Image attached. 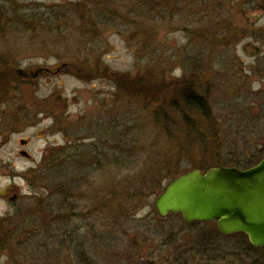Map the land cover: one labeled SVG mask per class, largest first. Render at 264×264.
<instances>
[{
	"label": "rangeland",
	"instance_id": "1",
	"mask_svg": "<svg viewBox=\"0 0 264 264\" xmlns=\"http://www.w3.org/2000/svg\"><path fill=\"white\" fill-rule=\"evenodd\" d=\"M170 2L169 9L155 14L136 0H0V70L10 79L7 92L0 95V193L7 194L0 195V221L17 229L0 264H134L130 256L136 253L138 264L252 263L253 251L243 236H222L215 222L187 224L179 215L161 217L155 208L157 195L124 213L127 217L117 207L125 206L134 185L164 189L184 170L236 163L243 167L264 158V79L244 86L236 62L242 61L251 74L248 67L256 60L244 53L248 39L228 43L237 31L239 37L247 34L245 25L264 28V15L260 22L255 20L264 0ZM76 3H83L82 11H74ZM50 7L57 14L49 15ZM85 7L99 18L107 12L108 22L98 25ZM31 11L48 15L29 16ZM17 13L21 17L14 16ZM83 16L97 23V31ZM62 64L77 67L88 80L63 72L11 80L17 70L56 71ZM99 72L106 73L103 85L89 81ZM131 79L140 88H159L158 94L164 86L173 92L191 83L202 87L220 127V148L204 151L193 132L196 118L190 113L177 116L163 100L164 92L162 101L152 103L150 92L140 101L122 91L118 83ZM58 97L68 100L74 115L95 114V123L88 121L93 124L80 128L79 137L85 138V145L96 146L98 154L105 148L110 157L106 173L103 159L101 173L86 178L81 192L71 193L74 200L80 198L75 207L82 219L74 213L69 193L62 194L61 202V185L71 182L67 172L31 169L43 164L52 142L66 143L59 135L37 139L53 121L12 118L16 105L56 103ZM12 129L15 134L10 135ZM88 135L92 138L86 139ZM21 139L30 142L34 161L19 158ZM14 194L20 195L12 203ZM38 197L40 219L32 218ZM62 206L67 209L62 211ZM141 226L150 230L151 239L158 234L154 242H141ZM167 236H174L175 253L165 243ZM192 248L195 252L190 254Z\"/></svg>",
	"mask_w": 264,
	"mask_h": 264
},
{
	"label": "trees",
	"instance_id": "2",
	"mask_svg": "<svg viewBox=\"0 0 264 264\" xmlns=\"http://www.w3.org/2000/svg\"><path fill=\"white\" fill-rule=\"evenodd\" d=\"M138 3L141 4H145L148 5L150 11L154 12L155 14L157 12L160 13V9L165 8V9H169L170 7V0H136ZM81 5H83V3H76L73 4L72 7L74 8V11L76 12H80L82 11L81 8H79ZM100 7V4H96V7ZM147 8V9H148ZM51 9V14L49 15H54L57 14L55 13V8L54 7H50ZM85 12H87V7H85ZM87 10V11H86ZM21 15L23 17H28L26 14V12L20 11ZM41 12H37V11H31L29 14V16H31L32 14H34L33 16H40V15H48L46 14H39ZM88 13V12H87ZM4 14V13H3ZM88 14H92L94 15V17L96 18V22H98V25L103 24L104 22H108V14L106 12L105 18H99L97 13L92 12V13H88ZM161 15V14H160ZM14 16H19L18 13L15 14ZM21 17V16H19ZM37 18V17H34ZM83 20L85 21V17H82ZM26 21V19H25ZM88 25H91L92 30H96L97 31V23H93L90 20L86 21ZM90 31V29L88 30ZM2 70H0V95L1 93L7 92L8 88H9V80L8 76L5 78L3 77V75L1 74ZM11 80L14 81H19L17 74L11 73ZM185 83V82H184ZM119 87L122 91L126 92V94H128L129 96L132 97H136L137 99H139L140 101L146 100L145 95H147L149 92V96L151 97V101L153 102H159L162 101L161 100V93L163 94V96L165 98H163L164 101H167L166 103L168 104V106L173 109V111H176V115L178 116L180 115H187L188 113H190L192 116H194L196 118V125L194 126L193 132L197 133L196 137H199V141L201 142V145H203V150L206 152H211L213 149L215 148H220V140L219 135L217 131H219V125H218V121L214 118L213 113H212V109L210 108V106L208 105V101L206 98V95L202 93V87H200L199 85H196L195 83H191V85H187L186 88L184 90H179L178 92H173L170 89H168L169 87H163V91L160 90V93L158 94L157 90L159 88H154V91H152L153 89L151 87H147V85H143L142 84V88H140L139 82H135L131 79L130 80H126L124 82L118 83ZM162 88V87H160ZM152 92H151V91ZM143 98V99H142ZM163 101V102H164ZM181 102V103H179ZM194 122V121H193ZM205 130V132L207 134H204L201 130ZM192 132V131H191ZM102 139H104L102 137ZM83 147L81 149V151L77 154L74 155H68V156H60L57 154V151L51 152L50 154H48L45 159H44V165L43 168L39 169V171H54L58 173H62V172H67L68 176L71 177V182H68V184L65 185H61V189L60 192L61 195V202H62V197L63 195H65V193H69L70 198L73 200L72 203L73 205H71L73 207L74 213L77 215L78 219H82L79 216L78 209L76 206V202L73 199V194L71 193H77V192H81V190L84 188V185L87 184L86 178H94V176L97 174L99 175V173H101L100 171L101 169V160L104 159V172L106 173L107 168H109L110 166V161H109V156L106 157V154L104 149H102V152H99V154L97 153V148L96 146H81ZM66 158V159H64ZM261 160V159H260ZM258 163V162H257ZM256 163V164H257ZM71 164V169H67ZM254 164H249L248 166H243L244 168H249L251 166L256 165ZM235 166L240 167V164L236 163ZM201 171H207L209 169V167L206 168H198ZM65 170V171H64ZM191 170H195V169H191ZM62 171V172H61ZM189 170H184L182 172H179L175 175V177H173V179H175L176 177H178L181 174L187 173ZM59 175V174H58ZM66 175V176H67ZM65 176V174H64ZM172 179V180H173ZM148 188H153V186H149V185H134L132 186V189H130V194L132 195L130 196L129 199H127V201L125 200V206L122 207V205H117V207L119 208L118 210L121 211L120 214H122V216H126L127 214H124L126 212H129L133 209L137 210V207L142 203L143 200H147V198L150 195L153 194H157L159 192H161L162 189H156L154 188V190L152 189V191L150 192V194H147L145 189ZM122 192V191H121ZM129 192V191H128ZM63 194V195H62ZM126 193H124L125 196ZM73 195V196H72ZM69 198V199H70ZM38 199H41V197H38ZM37 204L35 206V210L32 214V218L34 217H39V219L41 218L40 215L41 212L40 210L41 208V200H37ZM130 204L131 209L129 210L128 208V204ZM62 205V204H61ZM38 208H41L40 210H38ZM45 208V206L43 205V209ZM62 211L66 210L67 207L62 206L60 208ZM43 211V210H42ZM60 216V215H59ZM11 218V216H9ZM127 217V216H126ZM60 218V217H59ZM4 220V219H3ZM15 236H17V229H15L12 225H10V223L5 220V221H0V256L2 254H5L9 249V246L11 244V239L15 238ZM243 236V235H241ZM244 239L246 240L247 243H249L247 237L244 235L243 236ZM11 247V246H10ZM248 247L250 249H255L253 248V246H251L250 244L248 245ZM261 250V249H258ZM261 252V253H260ZM249 255V259L251 260V264H264V248L259 251V254L256 253H252ZM259 257V258H258Z\"/></svg>",
	"mask_w": 264,
	"mask_h": 264
},
{
	"label": "water",
	"instance_id": "3",
	"mask_svg": "<svg viewBox=\"0 0 264 264\" xmlns=\"http://www.w3.org/2000/svg\"><path fill=\"white\" fill-rule=\"evenodd\" d=\"M157 198L162 217L172 213L181 214L186 223L216 221L222 235L243 233L251 245L264 247V159L247 170L219 166L205 173L190 171Z\"/></svg>",
	"mask_w": 264,
	"mask_h": 264
},
{
	"label": "flooded vegetation",
	"instance_id": "4",
	"mask_svg": "<svg viewBox=\"0 0 264 264\" xmlns=\"http://www.w3.org/2000/svg\"><path fill=\"white\" fill-rule=\"evenodd\" d=\"M1 13H5L3 10H1ZM259 15L255 16V20L256 21H261L263 18L261 17L262 15H264L263 11H259ZM258 14V12H257ZM1 15V14H0ZM247 21V19L245 20ZM250 26V25H249ZM247 34L245 36L239 37V32L237 31V33H233L228 39H230V42H228L230 45L233 42V40L235 39L236 41L240 40V39H248V41L245 44V47L243 48L245 55L247 56H251V58L256 60V64L255 65H251L250 67H248V69L250 70L251 74H248L245 72V70L243 68L244 65L242 63V61L240 62H236L237 66L235 68H238V77L242 80V82L244 83V86H247L248 83L251 82V80L255 79H264V46L260 47L258 46L259 43H261L262 45H264V28L262 27H258L257 29H252V28H248V25H245ZM225 32V31H224ZM257 33V34H256ZM251 40H254L251 41ZM248 70V71H249ZM70 73L71 76L76 77L77 79H87V76L84 77V74L82 73V71L80 69H78L77 67H74L73 69H70V65H66V64H62L60 65V67H58L56 69V71H51L48 68H43V67H39L35 72L29 71V72H23L20 73L17 70V74L22 77L24 79V81H28L29 79H33V77L35 76H40V75H54V74H60V73ZM105 77H106V73L104 72H99V74H94L92 73L91 76L89 77V81L90 82H95L94 84H100L103 85L102 83H104L105 81ZM88 80V79H87ZM58 101L56 103H51L48 101L43 102L40 105L37 106H31L28 105L27 103L22 104V105H16L15 109L12 111V115H13V119L15 121L20 120V119H26V120H33L34 118L37 119L39 118V121H43V118L45 119H49L52 120L54 125L52 127L48 129H46L44 131V134L41 136H37V139H44L47 135H52L54 137L58 136L59 137H63V139L65 140V144H55L56 141L52 142L49 145V148L47 149V151L44 154L45 158L48 154H50L51 152L57 151V154L60 156H68V155H74L76 153V150L78 148V146H87L85 145V138L80 139L79 135H80V128H84L87 125H91L93 123H95L96 118H95V114H91L88 113L87 115H81L79 116V114L74 115V113H70L69 112V107L71 106L68 103L67 99H63L62 97H58ZM105 105H103L102 107H106V103H104ZM102 105V103L100 104ZM31 111V113L29 114V111ZM35 112V113H34ZM39 112V113H38ZM87 116V117H86ZM86 117V119H84ZM92 118H95L92 120ZM99 118V117H97ZM92 121L91 123L88 121ZM10 135L15 134L14 130L9 131ZM92 135H88V138L86 139H91ZM24 139H21L20 141H23ZM19 141V142H20ZM27 142L26 145L24 146H20V151H19V158L25 159V160H32L34 161L33 157L30 155L29 153V147H30V142L27 140H24ZM106 147V146H105ZM27 151L29 153V156L27 158H23L21 156L22 152ZM41 164H38L37 167L38 168H31L32 170H36L39 169ZM30 169V170H31ZM107 190H105L106 192ZM0 195L2 197H5L7 194L4 192L0 193ZM20 194H14L13 197L15 196H19ZM11 197V198H13ZM151 196H149L148 198H150ZM79 199H75L76 204L79 202ZM18 201V200H17ZM126 217V216H125ZM200 222H193L190 224H199ZM142 229H145V232L143 233L144 237L142 238V243H145L146 245H148L147 243L151 242L153 240V238L157 237L156 235H158L156 232L155 236H153V238L151 239V232H149L150 230L145 228L144 226H141ZM144 227V228H143ZM217 232L222 235V233L219 232V230H217ZM224 235V234H223ZM222 235V236H223ZM237 235V234H236ZM243 235V234H241ZM244 236V235H243ZM173 237H169L167 236V238L165 239V243L168 246V249H170V251H172L171 253H175V250H173L174 245L176 241L173 240ZM154 242V241H152ZM139 246L137 243L134 244V247L136 248V246ZM254 248V247H253ZM264 248V247H263ZM263 248H255V249H251L254 253L259 254V251H261ZM176 249V248H175ZM261 249V250H258ZM155 250V249H154ZM198 253L201 252V250L197 249ZM188 252L190 254H192V252H195L194 248H192L191 250H188ZM138 256L139 254L136 253L133 256H130L132 259L131 261L134 264H138L140 263L138 260ZM172 256V254L169 255L168 258H170ZM264 256V255H263ZM259 258V257H258ZM153 262H145L142 264H152ZM188 264V263H187Z\"/></svg>",
	"mask_w": 264,
	"mask_h": 264
},
{
	"label": "bare ground",
	"instance_id": "5",
	"mask_svg": "<svg viewBox=\"0 0 264 264\" xmlns=\"http://www.w3.org/2000/svg\"><path fill=\"white\" fill-rule=\"evenodd\" d=\"M258 10H259L260 12H261V11L264 12V6H262V8H260V9H258ZM184 81L186 82V81H188V80L186 79V80H184ZM101 136H102L104 139L107 138V136H106L105 134H102ZM82 148H83V147L78 146V148H77V150H76V153L78 154V153L81 151ZM76 153H75V154H76ZM64 159H66V158H64ZM145 190H147V191H146L147 194H150V192L152 191L151 188H148V189L146 188ZM153 195H155V194H153ZM153 195H150V196H153ZM143 201H144V200H143ZM143 201H142V202H143ZM155 208H156V206H155ZM156 211H157V209H156ZM217 230H218V229H217Z\"/></svg>",
	"mask_w": 264,
	"mask_h": 264
}]
</instances>
